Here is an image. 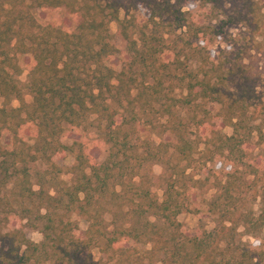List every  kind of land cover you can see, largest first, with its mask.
<instances>
[{"label": "trees", "instance_id": "trees-1", "mask_svg": "<svg viewBox=\"0 0 264 264\" xmlns=\"http://www.w3.org/2000/svg\"><path fill=\"white\" fill-rule=\"evenodd\" d=\"M198 6L208 9V23L197 19ZM142 7L148 17L140 21L134 13ZM114 21L124 47L114 40ZM233 26L249 40L233 59L217 62L209 46ZM263 31L261 0H0V264H141L145 257L133 243L150 244L149 257L163 264H264V173L261 161H246L264 100L245 61ZM27 55L31 103L17 78ZM117 56L120 68L110 64ZM186 108L194 109L188 119ZM154 114L173 143L139 145L136 123L153 124ZM91 124L108 146L102 161L84 141L64 140ZM69 152L75 164L60 165L55 158ZM217 159L229 167L210 201L219 224L187 234L178 219L188 208L187 170ZM152 162L167 166L163 200L143 178ZM245 162L260 186L258 214L235 201L247 184L235 168ZM37 163L45 168L33 182ZM103 201L117 209L110 223ZM119 210L127 220H119ZM73 211L88 222L83 235ZM241 227L261 242L244 241ZM27 228L43 239L32 240ZM94 248L109 262L96 260Z\"/></svg>", "mask_w": 264, "mask_h": 264}, {"label": "rangeland", "instance_id": "rangeland-1", "mask_svg": "<svg viewBox=\"0 0 264 264\" xmlns=\"http://www.w3.org/2000/svg\"><path fill=\"white\" fill-rule=\"evenodd\" d=\"M264 3V0H261ZM206 8L196 7L195 12H197L199 21L208 23L209 18L204 17L206 13ZM133 11V10H132ZM122 12V17L124 15ZM140 21L145 20L148 17V11L145 8H140L134 13ZM204 18V19H203ZM243 30V31H242ZM111 31L114 34V40L120 47H124L122 39L117 35L119 32L118 22L114 21L111 23ZM226 38H221L216 40L215 43L209 46L212 58L217 62H227L233 59L239 48L248 42L247 34L241 26H233L226 29ZM256 49L247 56L245 61L250 64L254 73L258 77V90L263 96L264 100V31L263 34L257 37V43L254 44ZM121 58L119 56L115 57L110 64L114 67H121ZM29 63L30 57L23 56L20 58V72L17 74V78L24 89V99L27 103H31L33 97L28 89L29 81ZM181 94V90L177 91ZM3 98L0 96V106H2ZM13 106H19V100L12 101ZM211 110L215 111L217 107L213 104L209 106ZM194 109H183V116L187 119L191 117ZM259 114V119L256 121L255 132L252 137L251 150L248 153L246 161L249 162H260V174L264 173V105L259 104L257 107ZM128 115V114H127ZM153 119V124H144L142 121L136 123L138 132V143L142 145L147 139L153 140L157 143L165 141L168 143L174 142V137L169 132H165L161 123L163 120L155 117V114L151 116ZM144 121V120H143ZM218 124L220 128L227 134H232L233 128L229 125H224V123L219 120ZM193 137L195 135V130H192ZM67 142H73L75 140H82L86 143L88 152L95 157L96 160L102 161L108 153V146L99 138V134L95 124H91L87 127H81L75 129L71 133L67 134L64 138ZM174 161L179 162L180 159L177 155L174 157ZM57 162L65 167H71L76 162V154L69 152L65 158L56 157ZM181 165L184 166L185 162L180 161ZM246 163V162H245ZM240 164L236 166V171L238 176H244L247 180V184L238 188L235 192V201L239 207L242 209H253L255 213H259L261 208V198L257 195L259 194L260 186L258 184L257 188L254 186L253 176L249 175L250 167L248 164ZM45 165L42 163L32 164L31 172L33 174V182L38 180L37 172L44 169ZM229 169L226 162L222 159H217L215 162H209L207 164H202L200 162H195L194 165L187 170L188 176L185 177V185L187 187L188 193V208L185 209L179 216L178 219L183 224V229L187 234L194 235L201 233L202 231H212L219 224L218 216L215 212L210 209V201L218 195L220 191L221 181L226 179V171ZM143 178L147 182L148 186L151 188L152 192L160 199L163 200L165 197V189L168 180L167 166L163 162H152L147 164L143 169ZM62 178L71 182L72 174L65 172ZM192 178L194 180H192ZM258 191V192H257ZM100 206L101 211L104 212L107 222L112 221V212L117 210L114 206H111L107 201H103ZM119 220L125 221L128 219V215L125 211L119 210L117 212ZM72 219L79 222L80 229L78 234L83 235L88 228L87 220L80 216L77 211L71 213ZM239 237L244 241L251 243H260L262 238L254 237V235H249L245 232L244 228H240ZM29 237L39 242L43 239V234L39 229L27 228ZM138 247L141 255H144V259L141 264H163L158 259H152L146 252L150 249V244H132ZM94 258L96 260L104 259V261L109 260L107 254H105L100 248H94L92 251ZM109 262V261H107ZM111 264H122L116 263V260L109 262ZM104 264V263H102Z\"/></svg>", "mask_w": 264, "mask_h": 264}]
</instances>
